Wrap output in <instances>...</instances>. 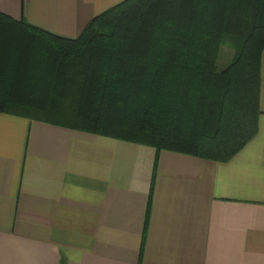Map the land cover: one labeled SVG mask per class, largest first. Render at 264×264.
Instances as JSON below:
<instances>
[{"label":"crops","instance_id":"0c3cea01","mask_svg":"<svg viewBox=\"0 0 264 264\" xmlns=\"http://www.w3.org/2000/svg\"><path fill=\"white\" fill-rule=\"evenodd\" d=\"M123 0H0L76 38ZM258 131L230 160L0 112V264H264V51Z\"/></svg>","mask_w":264,"mask_h":264},{"label":"trees","instance_id":"16d2710c","mask_svg":"<svg viewBox=\"0 0 264 264\" xmlns=\"http://www.w3.org/2000/svg\"><path fill=\"white\" fill-rule=\"evenodd\" d=\"M263 51L264 0H123L76 38L0 11V112L151 146L156 163L228 161L258 131Z\"/></svg>","mask_w":264,"mask_h":264},{"label":"rangeland","instance_id":"374dc122","mask_svg":"<svg viewBox=\"0 0 264 264\" xmlns=\"http://www.w3.org/2000/svg\"><path fill=\"white\" fill-rule=\"evenodd\" d=\"M233 50L230 49V48H223L222 50V54L220 56V59H219V64L223 67L225 66L226 64L229 63L230 59L233 57ZM81 131V130H79ZM82 132H85V131H82ZM90 133V132H88Z\"/></svg>","mask_w":264,"mask_h":264}]
</instances>
